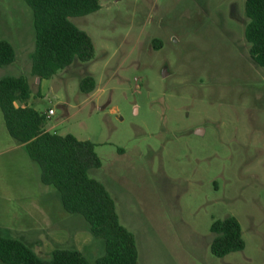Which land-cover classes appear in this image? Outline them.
Listing matches in <instances>:
<instances>
[{
	"label": "rangeland",
	"instance_id": "obj_1",
	"mask_svg": "<svg viewBox=\"0 0 264 264\" xmlns=\"http://www.w3.org/2000/svg\"><path fill=\"white\" fill-rule=\"evenodd\" d=\"M99 5L70 18L90 36L92 59L39 80L30 74L32 11L23 0H0V38L15 52L0 78L27 79V104L53 109L49 132L95 144L101 165L88 175L114 199L138 264L188 256L169 233L202 243L189 264H264V69L249 58L244 0ZM85 76L95 81L89 94L79 90ZM12 139L0 112V236L33 244L43 258L56 246L75 248L95 264L102 240L64 211L57 192L42 196L37 165L9 150ZM226 216L238 220L244 248L217 258L206 248L209 227Z\"/></svg>",
	"mask_w": 264,
	"mask_h": 264
},
{
	"label": "trees",
	"instance_id": "obj_2",
	"mask_svg": "<svg viewBox=\"0 0 264 264\" xmlns=\"http://www.w3.org/2000/svg\"><path fill=\"white\" fill-rule=\"evenodd\" d=\"M30 7L35 30V47L30 74L51 78L74 60L88 62L94 55L90 36L75 26L70 18L81 17L100 8L99 0H23ZM244 39L252 63L264 69V0H244ZM159 42H153L158 48ZM12 45L0 38V67L14 61ZM95 89L92 76L79 81V90L89 94ZM30 91L24 76L0 78V112L8 134L22 144L37 165L39 181L52 186L62 208L80 215L89 231L103 242V254L95 264H138L135 238L124 227L116 212L114 199L105 186L89 177L88 171L100 167L95 144L71 134L58 135L44 128L45 113L27 104ZM120 151V149H119ZM209 231L213 238L210 254L222 258L244 248L241 227L234 216L215 219ZM2 264H89L75 248L56 246L50 256L40 257L23 240L0 236Z\"/></svg>",
	"mask_w": 264,
	"mask_h": 264
},
{
	"label": "crops",
	"instance_id": "obj_3",
	"mask_svg": "<svg viewBox=\"0 0 264 264\" xmlns=\"http://www.w3.org/2000/svg\"><path fill=\"white\" fill-rule=\"evenodd\" d=\"M11 142H12L11 146L8 147V148H10L9 150L17 152L21 156V159H23L25 161V163L31 164L29 166H30V169H32L31 166L34 167V164L32 163V161L30 159H28V155H26L27 153L24 150L23 145L22 144H18L14 139H12ZM34 174H35L36 180H38L37 182H38L39 186H43V190L45 191L42 194V196L45 195V194L46 195L49 194V192H51L53 194L56 192V190L52 186L44 185V184H42L39 181V177H38L39 171L37 172V174L36 173H34ZM47 197H48V195H47ZM39 205H41V204H39ZM45 213L49 214V210H46ZM30 215H31V213H30ZM42 215L43 214L41 213L40 214L41 218H42ZM45 218H46L45 221H48V216H46ZM35 221H37V220H35ZM30 222H33V221L30 220ZM169 234H170L169 237H171V238H177V239L181 238V239H183L182 241L179 242L178 247H181L185 251V253L188 254V256L182 257L180 255V253L176 254V257H177V260H178L179 264H189L187 261H189V260L192 261L195 257H197L196 255L202 250V243H200L197 240H193L192 238H194L195 236H193L192 233H183V234L169 233ZM209 243L206 242V248L209 246ZM28 245H29V243H28ZM31 246L33 247V244H31Z\"/></svg>",
	"mask_w": 264,
	"mask_h": 264
},
{
	"label": "built area",
	"instance_id": "obj_4",
	"mask_svg": "<svg viewBox=\"0 0 264 264\" xmlns=\"http://www.w3.org/2000/svg\"><path fill=\"white\" fill-rule=\"evenodd\" d=\"M53 113H54V112H53V109L49 108V109L47 110V112L45 113V117H46V119H49Z\"/></svg>",
	"mask_w": 264,
	"mask_h": 264
}]
</instances>
